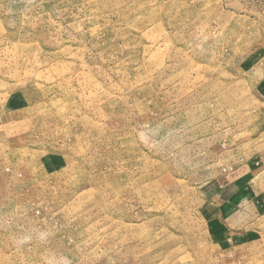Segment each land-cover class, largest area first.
<instances>
[{"label": "rangeland", "instance_id": "rangeland-1", "mask_svg": "<svg viewBox=\"0 0 264 264\" xmlns=\"http://www.w3.org/2000/svg\"><path fill=\"white\" fill-rule=\"evenodd\" d=\"M0 264H264V0H0Z\"/></svg>", "mask_w": 264, "mask_h": 264}]
</instances>
